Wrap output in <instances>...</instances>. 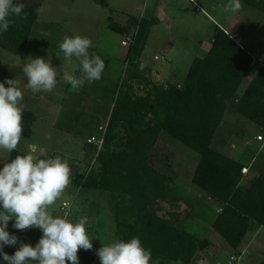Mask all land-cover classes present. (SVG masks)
<instances>
[{
    "label": "trees",
    "instance_id": "obj_1",
    "mask_svg": "<svg viewBox=\"0 0 264 264\" xmlns=\"http://www.w3.org/2000/svg\"><path fill=\"white\" fill-rule=\"evenodd\" d=\"M17 2L24 5V15L11 17L13 23L8 31L0 34V48L20 56L27 49L42 3ZM94 2L110 10L109 0ZM242 2L264 15V0ZM158 24L156 16L150 19L130 16L125 27L110 20L109 30L127 35L125 40L132 39L126 48L128 71L110 93L115 98L114 105L104 135L98 140L103 144L95 163L88 173L77 172L72 184L80 191L109 194L119 239L139 237L151 250L152 262L192 264L211 243L185 227L176 226L173 211L169 217L160 214L161 203L175 194L173 180L151 162L159 138L165 135L199 156L191 182L223 206L215 219L206 220L229 248L238 253L251 224L264 229V174L253 177L242 188L246 168L215 151L212 144L231 108L264 130V67L258 69L243 90L254 59L230 35L217 28L208 55L193 61L181 88L155 80V72L143 67L140 59L152 28ZM100 57L105 69L108 68L110 60ZM36 121L35 114L24 109L22 139H31ZM16 155L24 153L11 152L8 162ZM171 208L175 210L176 204ZM12 223L9 222L8 230L18 237V244L4 248L9 255L14 254L20 243L34 246L40 239L39 229L16 230ZM78 257L79 264H100L91 250H79Z\"/></svg>",
    "mask_w": 264,
    "mask_h": 264
},
{
    "label": "rangeland",
    "instance_id": "obj_2",
    "mask_svg": "<svg viewBox=\"0 0 264 264\" xmlns=\"http://www.w3.org/2000/svg\"><path fill=\"white\" fill-rule=\"evenodd\" d=\"M30 1V0H29ZM40 1L42 3V11L40 12L38 21L33 29L29 44L25 52L20 55H13L6 50L0 48V82L6 79H17L24 93V109L31 111L37 117V121L33 126V134L31 139L24 140L18 144L17 149L23 153H31L29 146L35 147L38 151L35 156L44 159L60 157L66 160L71 169V182L65 189L61 198L54 205L50 206L49 211L53 215L67 216L72 221L84 219L86 229L93 240V254L97 256V250L108 243L118 240L117 226L114 218L113 200L109 194L78 190L72 184V180L77 172L86 174L93 167L98 150L95 144H88V140L92 138L99 140L103 137L107 121L103 123V112L105 108L99 106L93 108L89 105H81L85 99L80 91L70 92L69 99L65 98L61 87L64 84L61 79L57 87L51 92L32 93L30 89L24 87L27 79L24 77L22 67L24 61L28 57H43L46 60L51 57L53 65L58 68L64 65L65 74H74L76 61L73 58L72 63L64 60L63 54L59 52L58 45L67 36H85L92 41L90 53L94 52V48L100 47L104 39V35L112 36L117 40L125 38L121 33L113 32L106 29L104 24L105 17L114 16L118 25L125 27L121 22L128 21V17L135 16L137 18L144 17V9L150 12L151 0H112L109 7L110 10L102 8L95 4L94 0H31ZM155 1V0H154ZM175 3L178 9H181V19L177 21L172 31V35L182 40L186 50L182 52V58L178 60V68L175 69L171 65V60L158 61V66H166V71L155 72L154 79L166 81L173 86L180 88L183 86L188 70L192 65L193 56H197L198 44L209 39L211 34L215 33V25L218 28H226L235 19L245 22L242 27L240 22L241 36L247 37L251 41L258 39L259 43L264 41V15L255 9H252L241 0V10L232 14L225 11L229 0H193L191 3L187 0H168ZM259 1V0H255ZM196 3V6L194 5ZM202 10V11H201ZM206 13L207 15H205ZM211 17V18H210ZM125 19V20H124ZM199 26H195V24ZM197 27L196 29H194ZM160 31H165L164 29ZM167 35V31L164 32ZM132 34V32L130 33ZM160 34H163L162 32ZM194 41L184 44V38L189 35L194 37ZM123 36V37H122ZM168 36V35H167ZM261 40V41H260ZM119 43V42H118ZM205 44V43H204ZM261 49L256 53L255 60L247 80L242 86L244 90L251 82V77H255L258 72L255 67L260 64L264 67V42ZM120 48V47H119ZM118 47L116 50L121 51ZM259 48V46H258ZM256 47L255 49L258 50ZM190 49V51H189ZM152 50V49H150ZM150 50L145 55V63L152 61ZM254 53L253 50L250 51ZM192 54V55H191ZM112 67L109 68L111 76L105 77L103 84L111 87L114 84L120 85L122 79L128 71L126 63V51H122L121 58L114 60ZM177 66V65H176ZM159 73V74H158ZM159 76V77H157ZM253 77V78H254ZM252 78V79H253ZM113 83V84H112ZM8 87V85H5ZM65 86V85H64ZM90 85L85 83L79 89L83 94L89 93L94 97L95 92L99 94L102 85ZM97 88V89H96ZM93 90V91H92ZM113 90V89H112ZM86 92V93H85ZM242 91L238 94L241 95ZM101 95H103L101 93ZM101 95H98L100 98ZM73 98L76 101H73ZM107 99L110 103L111 110L114 100ZM94 100V99H93ZM98 100V99H97ZM101 128V130H100ZM104 130V132H103ZM264 140V130L250 123L243 117L239 116L234 109H229L225 115V119L216 134L214 148L221 144L222 152L227 156H231L241 162L246 168L249 167L250 174L243 181V188L246 187L250 178L259 174H264V143L259 144L257 138ZM232 146L234 148H232ZM198 155L189 150L179 142L170 140L162 135L157 143V147L152 155V165L161 173L170 177L174 182L175 194H170L164 203H161L160 209L162 215H172L171 212L177 210L180 206L183 210L181 216H177L176 212L173 223L179 227L189 229L195 236L205 239L209 238L208 231L211 230L210 224L206 219L210 218V211L204 209V205L198 208L190 203L185 192L190 188L197 190L191 182L196 166ZM5 162H0V168ZM179 186L178 188L176 186ZM176 200H174V198ZM176 204L175 210L171 206ZM203 222L202 230L193 227L190 219L198 217ZM199 219V220H200ZM219 242L215 244L210 254V264H264V230H257L245 238L244 253L238 254L233 252L225 244L220 237ZM244 249H241L244 250ZM234 258V262H231ZM206 262V261H205ZM153 264H175L152 262Z\"/></svg>",
    "mask_w": 264,
    "mask_h": 264
},
{
    "label": "clouds",
    "instance_id": "obj_3",
    "mask_svg": "<svg viewBox=\"0 0 264 264\" xmlns=\"http://www.w3.org/2000/svg\"><path fill=\"white\" fill-rule=\"evenodd\" d=\"M241 0H229L225 11L235 14L241 10ZM24 5L17 0H0V34L8 31L11 17L24 15ZM42 11V9H41ZM92 41L85 36H65L58 45L64 60L78 62L80 76L65 74L53 65L51 57H28L22 72L26 89L32 93L51 92L60 80L72 89L101 79L105 62L90 53ZM8 85L6 87L5 85ZM24 93L17 79L0 82V150L9 153L17 149L23 133ZM71 182L68 162L60 157L38 158L32 153L16 155L0 168V264H79L78 251L91 250L84 219L70 220L53 215L49 208L61 198ZM16 230L39 229L41 237L33 246L20 243L14 254L4 251L16 246L18 237L9 232V222ZM100 264H152V252L139 237L114 240L97 250ZM199 264H206L201 260Z\"/></svg>",
    "mask_w": 264,
    "mask_h": 264
},
{
    "label": "crops",
    "instance_id": "obj_4",
    "mask_svg": "<svg viewBox=\"0 0 264 264\" xmlns=\"http://www.w3.org/2000/svg\"><path fill=\"white\" fill-rule=\"evenodd\" d=\"M111 1L112 0H109V5L111 4ZM151 1L152 2H150V4H149L150 5V9H151L150 12H148V9H144L145 10L144 11V13H145L144 17H140V18L150 19L152 16H156V18L159 20V24L157 26H155L154 28H152L150 36H149V39H148V42H147V44L145 46V49H144V51H143V53L141 55L140 62H141L143 67L148 68L149 70H151L153 72H157V71H166V66H164V65L158 66V64H156V63H158L160 58H161V60H165V61H168V59H170L171 60V62H170L171 65H173V67H175V69H177L178 68V63H179L178 60L180 58H182V52L186 50V47L183 45L182 40H179L178 38H175V36L172 35V31H173L174 27L176 26L177 21L180 20L181 17H182L181 16V9H178V6L175 3L170 2L168 0H155V1L151 0ZM179 1L180 0H178V2ZM187 1H189L191 3L193 0H187ZM194 5L196 6V3H194ZM204 14L207 15L206 13H204ZM110 20H112L116 24L119 23V20L117 21V19H115L113 15L110 16V17H105V19H104L105 23L104 24L106 25L105 27H107L106 29H109L108 28V24H109ZM238 20L239 19H235L233 22H231L229 25H227L226 28H222V30L225 31L228 35H230L233 38V40H235V42L238 43L254 59V63L257 64V62L255 61V60H257L256 53L260 51V49H261L260 45H262V43L264 41L259 43L258 39H256L255 41H251L250 39H246L247 37L241 36L240 32H241L242 27L245 25V22L242 21V20H240V21H238ZM239 22H240V24L242 26L241 29L239 28V26H240ZM120 24H125L126 25V20H125V22H121ZM194 24H195V26L196 25L199 26L196 23H194ZM218 27L219 26L215 25L216 29ZM196 28L197 27H195L194 29H196ZM162 29L167 31V33H168L167 35L168 36L165 35V33H164L165 31H160ZM216 29H215V31H216ZM161 32L163 34H160ZM214 34H211L209 39H206V41H203V42L198 44V49H197V54H196L197 56H195V55L193 56L194 58L192 60V63H193V61L195 59H197V58L203 59V58H205L208 55V53H209V51L211 49V46H212V39H213ZM198 36L199 35L197 34V36L195 35L194 37H190L189 38V35H188L183 40L184 44H186L188 42H191V41H194L196 39V37H198ZM124 40H125V38H121L120 40H117L116 38H113L112 36L104 35L103 42H102V44H100L101 46L100 47L98 46L97 48H94V50H93L94 53H96V54H98L100 56H103V57H105V58L110 60V64H109L108 68H106L104 70L101 79L98 80V81H94L92 83H89L90 85H94V87H96V85H100V84L102 85L101 89L98 90V91H100L99 94H97L95 92L94 97L91 95L92 93L90 95H89V93H86V92H85L86 94H83L84 91L83 92L81 91L83 89H81V90L80 89H72L70 87V85H68L66 82H63L64 84L61 87L62 92H64V94H65V98H62V99H69V97L71 96V95H69V93L72 92V91L73 92L80 91L82 97L85 99L84 103H82L81 105H85V104L88 105L87 103L89 102V105H91L92 109L93 108H98L99 106H102L103 108H105L106 110L102 114L103 115L102 121L104 119L103 123L106 122V121H107L106 123H108L109 117H110L111 112H112L111 106H110L111 102L108 103L107 99H110V97H111L110 93L112 92V89H113V86H114L113 83H112L113 86L111 85V87L105 86L103 84V80H105L108 76L109 77L111 76L109 68L112 67V65H113L112 62L114 60H118V58H121L122 51H124V52L126 51V55H127V49L123 48L121 46V43ZM258 46H259V48H258ZM117 47L118 48L120 47L119 48L121 50L120 52H119V50H116ZM256 47L258 48V50L255 49ZM150 49H152V50H150ZM147 50H150V52H151L150 56H151L152 61L150 62V64H149V62L145 63V58L144 57H145V55L147 53ZM251 50H253L254 53H251L250 52ZM189 51H190V49H189ZM76 63L77 64L75 66V71H74L73 75H76L78 77V76H80V72L78 70V62L76 61ZM254 63H253V65H254ZM260 67H263V66L260 64L259 67H255V69L257 70L255 72H258V69ZM189 70H188V72H189ZM251 71H252V68H251ZM253 77H251V81H252ZM101 93L103 95H101ZM98 95H101L100 98L98 97ZM74 100L76 101V99L73 98V101ZM86 100H87V103H86ZM100 130H101V128H100ZM103 132H104V130H103ZM92 139H94V138H92ZM88 141H90V140H88ZM214 141H215V138H214ZM214 141H213V144H212V148L215 150ZM259 144H261V143H259ZM90 145H93V144H90ZM95 146H96V144H95ZM220 146H221V144L217 145V149L215 151L227 156L226 153L224 154L222 152ZM232 148H234V147L232 146ZM35 149L36 148L33 147L32 145L29 146V151H31V153L33 155L35 154V152H36V154L38 153V151H35ZM16 150H18V149H16ZM24 154H26V153H24ZM9 156H10L9 152L4 151V150H0V162L8 163ZM227 157L235 160V158H232L231 156H227ZM235 161L240 163L241 165H243L238 160H235ZM197 162H198V160H197ZM196 165H197V163H196ZM195 168H196V166H195ZM245 170H247L248 173L246 174V176H248L250 174V172H251L249 167L246 168ZM246 176H245V178H246ZM244 179H243V181H244ZM250 179H252V178H250ZM247 186H248V183H247L246 187ZM176 187L178 188L179 186L177 185ZM241 187L243 188V182L241 183ZM185 193L187 195H183V196L188 198L190 203L194 204L196 207H198L201 204L204 205L206 207L207 211H210V219H212V220L216 218L218 213H220L222 208H223V206L221 204H219L215 200H212L205 192H203L200 189L194 190V189H190L189 188ZM176 209L177 210H175L173 212H176L177 216H181L183 210L180 208V206L177 207ZM200 217H202V216L199 215L198 217H195L194 219H190L189 221L192 222L193 227H196V228L202 230L204 225H203V222L201 221ZM255 227H257V230L258 229L262 230V228L258 227L257 225L251 224V230L248 232L246 237H248L252 233V231L255 229ZM210 228H211V226H210ZM208 234H209V238H205V239H207L211 243L210 248L207 249L206 252L199 254V256L197 258H195V260L193 261L192 264H199V260L200 259H205L206 264H210L209 263V260H210L209 256H210L212 250L214 249L215 244L219 242V239H217V238H219V237H217L219 235L217 233H215V231L213 229H211V230L209 229ZM244 241H243V243L241 244V246L238 249V253L239 254L240 253H244L248 249V248L244 249V246H243L244 245ZM228 248H229V246H228ZM241 249H244V250L241 251ZM92 250H94V249H91V251Z\"/></svg>",
    "mask_w": 264,
    "mask_h": 264
},
{
    "label": "built area",
    "instance_id": "obj_5",
    "mask_svg": "<svg viewBox=\"0 0 264 264\" xmlns=\"http://www.w3.org/2000/svg\"><path fill=\"white\" fill-rule=\"evenodd\" d=\"M131 42H132V39L125 40V41H123V42L121 43V46H122L123 48H129L130 45H131ZM257 142H259V143H264V140H263L261 137H258V138H257ZM92 143H96V145H97L98 148L100 149V148L102 147L103 141H102V140H100V141H96L95 139H92V140L88 141V144H92ZM247 173H248L247 170H244V171H243V174H244V175H246ZM201 260H204V261H205V259H200L199 262H200ZM230 261H231V262H234L235 260H234V258H231Z\"/></svg>",
    "mask_w": 264,
    "mask_h": 264
}]
</instances>
